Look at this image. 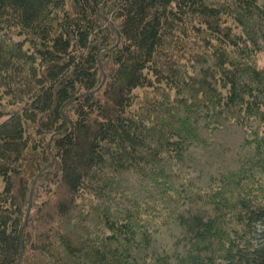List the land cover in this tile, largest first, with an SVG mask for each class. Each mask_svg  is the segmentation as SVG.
Segmentation results:
<instances>
[{
	"label": "trees",
	"instance_id": "trees-1",
	"mask_svg": "<svg viewBox=\"0 0 264 264\" xmlns=\"http://www.w3.org/2000/svg\"><path fill=\"white\" fill-rule=\"evenodd\" d=\"M263 61L264 0H0V264H264Z\"/></svg>",
	"mask_w": 264,
	"mask_h": 264
},
{
	"label": "water",
	"instance_id": "water-1",
	"mask_svg": "<svg viewBox=\"0 0 264 264\" xmlns=\"http://www.w3.org/2000/svg\"><path fill=\"white\" fill-rule=\"evenodd\" d=\"M107 22H108V20H106ZM119 42H120V39H118V43H117V45L119 44ZM105 80H106V78H104V82H105ZM104 82H103V84H104ZM103 84H102V86H103ZM47 168V167H46ZM45 168V169H46ZM34 185H35V183H34ZM34 188V187H33ZM30 210H31V206L29 207V211H28V216H29V214H30ZM26 224H27V220H26V223H25V226H26ZM22 256H23V253L21 252V258H22ZM19 264H21V261H20V263Z\"/></svg>",
	"mask_w": 264,
	"mask_h": 264
},
{
	"label": "rangeland",
	"instance_id": "rangeland-1",
	"mask_svg": "<svg viewBox=\"0 0 264 264\" xmlns=\"http://www.w3.org/2000/svg\"><path fill=\"white\" fill-rule=\"evenodd\" d=\"M262 63H264V61ZM4 187H5L4 182H3L2 178L0 177V191H3Z\"/></svg>",
	"mask_w": 264,
	"mask_h": 264
}]
</instances>
